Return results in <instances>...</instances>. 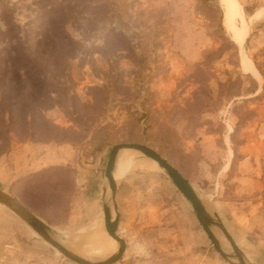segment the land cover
<instances>
[{"label": "rangeland", "instance_id": "1", "mask_svg": "<svg viewBox=\"0 0 264 264\" xmlns=\"http://www.w3.org/2000/svg\"><path fill=\"white\" fill-rule=\"evenodd\" d=\"M234 2L0 0V190L84 243L112 148L143 145L264 264V0ZM116 183L113 264H229L159 165ZM0 264L76 263L0 204Z\"/></svg>", "mask_w": 264, "mask_h": 264}, {"label": "water", "instance_id": "2", "mask_svg": "<svg viewBox=\"0 0 264 264\" xmlns=\"http://www.w3.org/2000/svg\"><path fill=\"white\" fill-rule=\"evenodd\" d=\"M121 149H128L132 151H138L147 158H150L157 162L160 168L167 174L173 185L182 194V196L192 205L199 222L205 229L206 233L210 237L213 245L218 250L220 255L229 264H247L245 258L237 248L235 242L227 233L221 223L215 221L206 209L201 204L197 194L195 193L191 184L176 170L171 164H169L164 158H162L157 152L149 147L139 144H117L115 145L109 155L105 177H106V191L109 190L110 194H105L103 201V217L104 225L108 235L118 243V251L110 258L99 261L91 262L76 254L65 249L59 241L55 238L50 228L38 217H36L29 210L24 208L19 202L6 192L0 190V204L4 205L7 209L12 211L17 217H19L24 223H26L38 236H40L51 247L55 248L65 258L73 261L76 264H113L117 262L125 251V242L116 234L118 224L117 204L115 201L117 183L113 178V172L116 165L117 153ZM111 209L115 213V217H112ZM214 228H218L224 238L227 240L232 253L225 250L220 237L215 232Z\"/></svg>", "mask_w": 264, "mask_h": 264}, {"label": "bare ground", "instance_id": "3", "mask_svg": "<svg viewBox=\"0 0 264 264\" xmlns=\"http://www.w3.org/2000/svg\"><path fill=\"white\" fill-rule=\"evenodd\" d=\"M230 2L232 6L236 8V5H235L236 1L234 2V0H230ZM128 151H132V150L121 149L117 153L116 165H115V169L113 172V178L115 181L117 179L119 180V178L123 177L125 174H127L131 170H140V169L153 170L156 168V165H158L157 162H155L152 159L145 160V159H139L135 157V155H142L138 151H132L130 153ZM107 193L108 195L110 194L109 190H107ZM198 198L201 201V204L203 205V207L207 211V208L204 205L201 197L198 196ZM59 243L68 251L91 262H99V261L106 260L110 258L111 256H113L118 251V243L113 238H111L109 235L97 236L90 241H87V242L84 241V243L82 242V243H68V244L66 243L65 244L64 241H62L61 239L59 240Z\"/></svg>", "mask_w": 264, "mask_h": 264}]
</instances>
